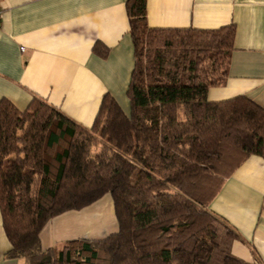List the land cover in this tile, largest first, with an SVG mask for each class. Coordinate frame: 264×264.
<instances>
[{
    "label": "trees",
    "instance_id": "16d2710c",
    "mask_svg": "<svg viewBox=\"0 0 264 264\" xmlns=\"http://www.w3.org/2000/svg\"><path fill=\"white\" fill-rule=\"evenodd\" d=\"M126 12L134 49L129 115L105 96L86 129L36 99L24 112L0 101L6 257L26 264H249L231 254L237 234L208 210L236 167L264 151L263 108L245 97L207 99L227 77L234 26L151 29L146 0H127ZM106 195L115 234L41 248L51 220Z\"/></svg>",
    "mask_w": 264,
    "mask_h": 264
},
{
    "label": "crops",
    "instance_id": "0c3cea01",
    "mask_svg": "<svg viewBox=\"0 0 264 264\" xmlns=\"http://www.w3.org/2000/svg\"><path fill=\"white\" fill-rule=\"evenodd\" d=\"M126 1L0 0V101L24 112L36 99L86 129L105 96L129 115L134 49ZM146 20L151 29L217 31L233 25L227 77L207 99L245 97L264 109V0H146ZM208 210L237 234L233 256L264 264V151L236 167ZM117 231L106 195L51 220L40 244L46 250L75 239L102 240ZM9 251L0 215V264H26L7 258Z\"/></svg>",
    "mask_w": 264,
    "mask_h": 264
},
{
    "label": "built area",
    "instance_id": "2783aa9c",
    "mask_svg": "<svg viewBox=\"0 0 264 264\" xmlns=\"http://www.w3.org/2000/svg\"><path fill=\"white\" fill-rule=\"evenodd\" d=\"M1 20H2V9L0 8V24H1Z\"/></svg>",
    "mask_w": 264,
    "mask_h": 264
}]
</instances>
